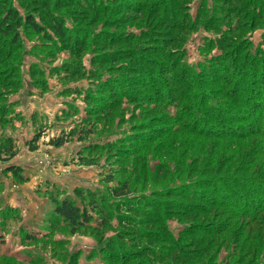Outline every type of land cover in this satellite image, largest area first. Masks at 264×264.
<instances>
[{"label": "rangeland", "instance_id": "rangeland-1", "mask_svg": "<svg viewBox=\"0 0 264 264\" xmlns=\"http://www.w3.org/2000/svg\"><path fill=\"white\" fill-rule=\"evenodd\" d=\"M7 1L22 22L34 15L52 38L22 24L20 43L7 50L12 38L0 33V145L15 153L0 160V264H171L177 249L164 235L184 240L179 251L193 253L178 264H264V237L256 247L264 211L256 203L237 216L204 199L187 200L227 174L264 173V151H252L261 137H220L242 114L238 102L264 103L252 69L264 58V0H93L84 8L81 0H42L50 6L40 10L64 23L66 44L33 14L31 0ZM172 68L192 69L189 80L200 88L215 82L205 92L232 112L204 123L219 135L179 127L186 101L162 102L176 90L168 84L177 75ZM10 165L21 169L23 181L7 171ZM124 186L125 197L111 194ZM87 192L104 196V211L92 212L91 228L73 232L52 198L84 207ZM156 193L181 200L182 211L162 202L159 224L144 225V234L123 233L117 206ZM123 236L132 257L120 252Z\"/></svg>", "mask_w": 264, "mask_h": 264}, {"label": "trees", "instance_id": "trees-1", "mask_svg": "<svg viewBox=\"0 0 264 264\" xmlns=\"http://www.w3.org/2000/svg\"><path fill=\"white\" fill-rule=\"evenodd\" d=\"M78 4L80 5V8L91 7L94 5L93 0H89V1L81 0L80 2H78ZM28 5H30L33 9H35L34 11L35 13L33 14L38 13L40 15V18L43 19V23L45 25L44 27L45 28L47 27V29H50L51 31L55 32V35L62 37L64 40V44H66L69 38V34L65 33L64 23L62 22V20H60V18L53 13H47L46 15L45 12L42 11L45 9V7L47 8L50 6V2H45L42 0H31V2H29ZM40 6L44 7V9L40 10ZM0 11H1L0 33H2L3 35H10V39L12 38L13 41V45L6 46L7 50L11 49L14 46H17L18 43H20L19 34L17 30L22 24L29 25V27L37 31V33L45 32L47 37L52 38L51 35H49L48 31L44 29L43 26H41V24H39L36 21L34 15L29 14L26 17V21L22 22V18L18 17V13L7 0H0ZM220 44L222 45V42H220ZM9 57H11V55ZM255 64L256 63H253L252 69L255 72L256 79L259 80V85L256 80L253 82V84L256 85L255 87L256 90H259L261 88V91H264V58L261 61V65L259 64V67ZM256 68H259L260 70ZM181 69L182 68H180L181 72L178 73L177 71L175 72L176 68L175 69L172 68L171 72H175L174 74L177 75H173L170 78L171 80H169L168 84L169 85L171 84L174 87L176 86L175 87L176 90L173 91L174 92L173 94V92L170 93V88H169V93H170L169 97L166 94H163L162 102L165 101V98H172V100H177V101L178 99L180 101L184 99L183 102L186 101L185 103L188 109L186 108L187 110H185V105L184 106L181 105L182 107L181 109H183V115L181 116L182 124H180L181 126L179 125V127H182L184 129L187 128L188 130L193 129L194 131L202 132L201 135L203 136L215 134L216 137L219 134L214 133L212 127L208 128V126H204V123H212L213 125L220 123V119H222V121H225L226 117L232 115V112L228 110L224 112L223 110L224 108L221 105V103H217L215 98L210 97L208 95L209 92H205V90H208L207 87L212 88L215 82L208 81L207 82L208 84L205 87L200 88L199 85L190 82L189 80L192 79V77L194 76V73H191V71L193 70L190 69L187 71V69H189L187 68L185 69V71L184 70L182 71ZM211 75H215V74H213L212 72ZM203 76L204 75L202 74L200 80L203 79L202 78ZM223 76L227 77L225 75ZM4 77L5 75L2 78ZM96 77L97 76H94L93 78L96 80ZM220 78H222V76H220ZM9 81H11V78L9 79ZM162 81H163L162 79L156 77V83H158V85H161L160 87H162L161 84L163 83ZM137 84H140V82H137ZM149 88H150L149 85H147L144 88L147 90L145 92L146 94L150 93L151 90ZM164 90H165L164 93H166L167 87ZM187 100H189L190 102H188ZM243 100L247 103V107L241 106L240 102L237 103L235 108L239 109V112H241L242 114L241 115L237 114L236 122L231 121L230 123H228V125L232 127L231 130L228 131V133L226 132V134H220L221 135L220 137L221 138L227 137V134L228 137L231 138L232 137L244 138L250 136L252 137L253 135L259 136L262 138V140L259 141V146H252L253 154L255 153L257 155L258 153L264 151V121L258 120L264 118V103H261L257 99L251 100V98L248 101H246L245 99ZM256 103L259 104L257 105ZM154 104L155 107L157 108L160 107V105H158L156 102H154ZM245 109H247V115H248L246 118L244 116V113L246 111ZM217 111L223 113V118L215 117V113ZM257 117L258 119H256ZM244 121H248V123L245 124ZM262 142L263 144L262 146H260V143ZM63 143H65L64 140H59L56 142V145H62ZM14 155L15 153L12 152V146L8 147L6 145H0V160L11 159ZM262 159H263L262 163L259 164L260 169L264 168V156L262 157ZM7 171L13 172V175L19 178L21 181L24 180V178L22 177L21 169L19 167L15 165H10ZM238 175L239 174L236 173L227 174L222 178L217 179V182H211L210 184L208 183L207 187L210 188L209 190H202L201 195H198L197 197L196 195H194L196 198H191L190 196L192 195L188 194L187 200L190 201L189 203L195 205L197 203L196 200L204 199L207 202L208 207H213V206L224 207L225 210H227L230 213L231 212L235 213L237 216L239 215L243 216L246 214L245 213L247 210L246 207L247 206L249 207L248 205L249 201H251L252 203L253 202L256 203L257 207H259L261 211H264V190H263L264 188H262V192H261V189L259 188L260 187L259 183L256 184V181H258L260 182V185H264V173L257 171V173H253L247 179ZM124 189H127L126 186H124L122 190L118 188H111L110 191L114 197L122 198L128 195L127 191H124ZM240 193L245 195L244 197L242 195L243 199L247 197L246 203L238 199V194ZM261 193L263 197H259ZM81 195L88 198L87 206L81 207L80 205L76 204V202L72 201V199L69 197H66L63 200H58L57 198L54 197L52 198L53 202L56 205L55 208L56 215L61 219H64L69 224V226H71L73 232L79 231L82 228H91L90 226L91 222L94 221L92 212L96 211L97 213L102 214V212L104 211L103 207L106 205V202L103 200L104 196L97 195L96 197L93 195L92 192L91 193L87 192V194H81ZM216 198H217V202H216ZM162 202L166 205L167 204L179 205V207L177 206L172 207L171 210L168 209L170 212L173 211L181 212L182 210H176V209L178 208L183 209V207H181L183 205L182 204L183 202L181 200L168 201L164 198V196H160L158 193L153 194L149 197H141L135 200L134 202L127 200L123 203H120L117 206V209L122 213H124V214H119L122 217L121 218L122 224L125 227L123 233L131 232V233L140 234L142 232V234H144L142 230V227L144 225H146V227H148L149 225L150 227V225L154 226L156 224H159L160 219L158 218V215L160 212L158 211L162 210L163 207ZM89 205L91 206L89 207ZM142 215H146V216L143 217ZM254 217H255L254 215H251L248 212L247 219L249 221H252ZM159 229H161V227H159ZM257 233H259L260 241L256 247L260 248L262 245L260 244L261 239L262 237H264V227L260 229V231H257ZM164 237L166 243L170 245L168 248L171 249L176 247L177 249L174 250L172 254L173 260L171 261V264H178L179 263L178 261L181 259V256L183 257L182 262H186L188 260L193 259L192 256L193 253L189 252V250L179 251L180 247L177 248V245L180 244L182 245V242L184 240L180 239L176 241L174 237H171L170 239L167 238L165 235ZM121 241L123 242L122 243L123 246L121 248L122 250H120L121 254L124 253L125 255L127 254L129 255V257H132L133 256L132 252H128V250L126 249L127 248L126 244L129 243L128 238L123 236L121 237ZM130 243L132 244V242ZM146 256H151V255L147 254ZM204 264H209V262L207 263L205 262Z\"/></svg>", "mask_w": 264, "mask_h": 264}]
</instances>
